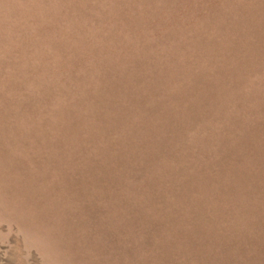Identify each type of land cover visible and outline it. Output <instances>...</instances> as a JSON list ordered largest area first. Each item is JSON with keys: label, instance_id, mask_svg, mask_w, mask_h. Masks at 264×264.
<instances>
[{"label": "rangeland", "instance_id": "rangeland-1", "mask_svg": "<svg viewBox=\"0 0 264 264\" xmlns=\"http://www.w3.org/2000/svg\"><path fill=\"white\" fill-rule=\"evenodd\" d=\"M0 264H264V0H0Z\"/></svg>", "mask_w": 264, "mask_h": 264}]
</instances>
